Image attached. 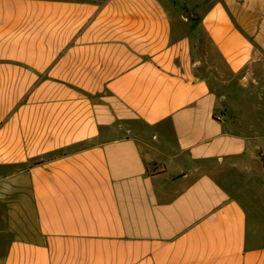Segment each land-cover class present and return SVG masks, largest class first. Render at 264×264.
<instances>
[{"label": "crops", "instance_id": "crops-1", "mask_svg": "<svg viewBox=\"0 0 264 264\" xmlns=\"http://www.w3.org/2000/svg\"><path fill=\"white\" fill-rule=\"evenodd\" d=\"M0 264H264V0H0Z\"/></svg>", "mask_w": 264, "mask_h": 264}]
</instances>
